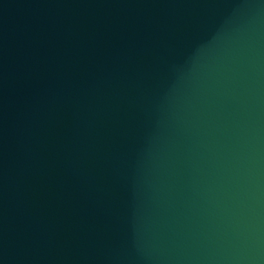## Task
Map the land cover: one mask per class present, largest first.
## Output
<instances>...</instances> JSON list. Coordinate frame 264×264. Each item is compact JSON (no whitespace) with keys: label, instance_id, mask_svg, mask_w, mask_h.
Returning <instances> with one entry per match:
<instances>
[{"label":"water","instance_id":"1","mask_svg":"<svg viewBox=\"0 0 264 264\" xmlns=\"http://www.w3.org/2000/svg\"><path fill=\"white\" fill-rule=\"evenodd\" d=\"M0 264H264V0H0Z\"/></svg>","mask_w":264,"mask_h":264}]
</instances>
